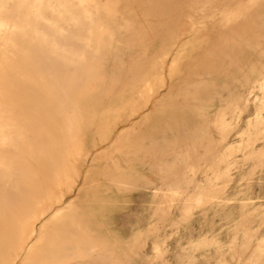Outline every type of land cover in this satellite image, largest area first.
<instances>
[{
  "label": "rangeland",
  "instance_id": "374dc122",
  "mask_svg": "<svg viewBox=\"0 0 264 264\" xmlns=\"http://www.w3.org/2000/svg\"><path fill=\"white\" fill-rule=\"evenodd\" d=\"M0 264H264V0H0Z\"/></svg>",
  "mask_w": 264,
  "mask_h": 264
}]
</instances>
